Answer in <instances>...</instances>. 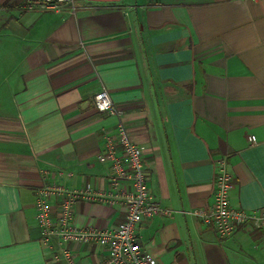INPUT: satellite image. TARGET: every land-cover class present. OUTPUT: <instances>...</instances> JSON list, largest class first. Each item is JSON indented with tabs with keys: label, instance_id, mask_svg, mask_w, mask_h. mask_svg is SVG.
<instances>
[{
	"label": "crops",
	"instance_id": "obj_1",
	"mask_svg": "<svg viewBox=\"0 0 264 264\" xmlns=\"http://www.w3.org/2000/svg\"><path fill=\"white\" fill-rule=\"evenodd\" d=\"M103 88L144 151L153 199L174 211L138 227L153 264H264V228L222 241L191 214L213 205L224 156L232 206L264 209V0H77L75 12L0 0V264H68L58 236L42 240L37 196L107 194L99 154L118 119L95 110ZM123 216L81 199L72 224L114 229ZM70 249L76 264L109 260L100 244Z\"/></svg>",
	"mask_w": 264,
	"mask_h": 264
},
{
	"label": "built area",
	"instance_id": "obj_2",
	"mask_svg": "<svg viewBox=\"0 0 264 264\" xmlns=\"http://www.w3.org/2000/svg\"><path fill=\"white\" fill-rule=\"evenodd\" d=\"M76 1L45 0V3L52 5L58 12L65 7L75 12ZM94 107L100 114L118 119L115 131L107 135L104 149L99 154V162L109 165V190L107 194H99L89 189L70 190L62 186L40 189L36 202V220L42 230V240L48 242L58 236L64 245L62 259L68 264H76L70 249L73 243L104 246L110 253L106 264H153L152 257L142 247L138 227L155 217L171 218L174 211L162 207L153 199L144 165V151L131 140L123 121L124 111L113 102L106 89L96 93ZM249 142L253 147L258 140L251 136ZM227 159L228 156H224L215 163L213 205L209 209L191 212L195 218L212 226L222 241L228 240L243 227L253 230L264 228V209L248 212L232 206L230 193L234 187V177ZM52 198L59 199L55 206L50 203ZM81 199L88 202L103 200L110 206L122 207L123 221L114 229L74 228V207Z\"/></svg>",
	"mask_w": 264,
	"mask_h": 264
}]
</instances>
